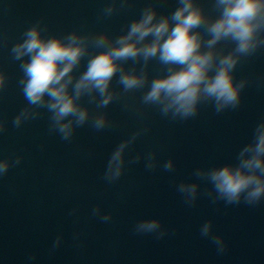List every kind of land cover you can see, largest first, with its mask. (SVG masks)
I'll list each match as a JSON object with an SVG mask.
<instances>
[{
  "label": "water",
  "instance_id": "95a60500",
  "mask_svg": "<svg viewBox=\"0 0 264 264\" xmlns=\"http://www.w3.org/2000/svg\"><path fill=\"white\" fill-rule=\"evenodd\" d=\"M110 2L0 0V69L7 75L0 92V120L7 125L0 133V158L23 157L0 178V264H264V202L255 207L213 204L201 194L195 206L188 207L177 191L181 182H198L201 193L210 189V184L193 175L195 170L235 163L239 150L264 120V49L242 60L235 70L237 81H249L236 110L217 114L211 103H202L195 118L171 121L155 107L141 105L145 87L101 110L110 121L104 130L86 124L76 129L70 142L49 133V113L44 109L36 120L13 126V118L27 101L18 84L20 62L12 59L10 49L26 28L42 20L45 35L76 30L117 36L149 3L161 14L177 7L176 0H129L125 8L118 6L111 17H103L102 10ZM201 2L210 8V0ZM221 46L226 51L232 47ZM86 64L87 57L77 75ZM126 67H132V62ZM148 71L150 79L164 74L155 60ZM113 87L121 90L115 79ZM81 102L96 113L87 97ZM144 128L148 131L125 152L123 175L106 182L103 174L113 150ZM149 152H155L157 160L151 170L145 167ZM137 154L141 160L129 163ZM168 159L175 163L172 172L163 169ZM97 205L112 214L110 222L92 215ZM146 218H159L168 235L157 240L134 233L136 222ZM207 220L227 242L223 254L200 235V226ZM58 235L63 242L52 251ZM32 255L35 259L29 260Z\"/></svg>",
  "mask_w": 264,
  "mask_h": 264
},
{
  "label": "clouds",
  "instance_id": "9594fccd",
  "mask_svg": "<svg viewBox=\"0 0 264 264\" xmlns=\"http://www.w3.org/2000/svg\"><path fill=\"white\" fill-rule=\"evenodd\" d=\"M176 3L177 7L168 14L158 12L153 3L147 4L139 18L131 20L127 30L117 36L107 31L82 34L76 30L45 35L47 26L42 20L26 28L10 49L12 59L20 62L22 76L18 84L27 101V106L13 118V126L20 128L36 120L44 109L49 113V133L70 142L76 129L86 124L95 131L104 130L110 121L108 113L101 110L145 87L141 105L155 107L171 121L195 118L202 103H211L217 114L238 109L249 81H237L235 70L242 60L264 49V0H210V8L201 0ZM128 5L129 0H111L102 16L111 17L118 6L123 9ZM221 45L232 47L226 51ZM86 57V68L77 75ZM153 60L164 74L150 79L148 67ZM129 61L130 68L126 67ZM114 79L120 91L113 87ZM6 80V73L0 69V92ZM84 97L88 104L95 105V114L81 102ZM6 127V121L0 120V133ZM147 131L144 128L133 133L113 150L103 174L106 182L119 180L125 169L126 150ZM141 158L137 154L129 163H138ZM144 158L147 169L157 167L155 152ZM22 159L0 158V178ZM174 168L173 159L163 164L165 171L172 172ZM193 175L211 188L201 193L198 182L179 183L177 191L188 207L195 206L201 194L213 204L223 201L225 205L243 203L255 207L264 202V120L256 125L251 141L239 150L235 163L198 168ZM92 215L104 223L112 219V214L102 212L99 205L92 209ZM133 231L153 235L157 240L168 235L159 218L139 220ZM200 235L211 240L218 254L227 250V242L214 232L212 220L200 226ZM62 242L63 236L58 235L51 250L55 251ZM34 259L35 255L29 257Z\"/></svg>",
  "mask_w": 264,
  "mask_h": 264
}]
</instances>
